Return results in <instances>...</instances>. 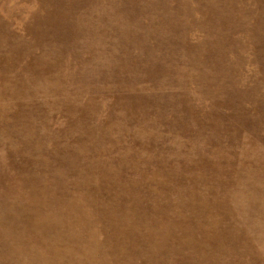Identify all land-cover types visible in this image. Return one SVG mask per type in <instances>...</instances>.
<instances>
[{"label":"rangeland","instance_id":"374dc122","mask_svg":"<svg viewBox=\"0 0 264 264\" xmlns=\"http://www.w3.org/2000/svg\"><path fill=\"white\" fill-rule=\"evenodd\" d=\"M0 264H264V0H0Z\"/></svg>","mask_w":264,"mask_h":264}]
</instances>
